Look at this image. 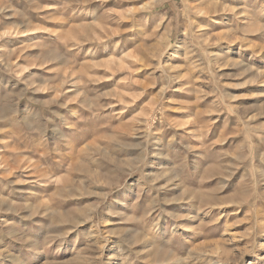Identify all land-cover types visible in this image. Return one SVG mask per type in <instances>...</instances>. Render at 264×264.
Here are the masks:
<instances>
[{"label":"rangeland","instance_id":"1","mask_svg":"<svg viewBox=\"0 0 264 264\" xmlns=\"http://www.w3.org/2000/svg\"><path fill=\"white\" fill-rule=\"evenodd\" d=\"M0 264H264V0H0Z\"/></svg>","mask_w":264,"mask_h":264}]
</instances>
